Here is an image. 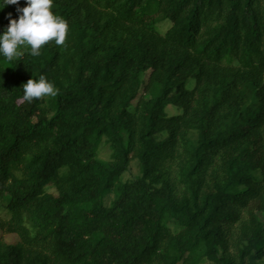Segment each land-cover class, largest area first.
Masks as SVG:
<instances>
[{"label":"trees","instance_id":"1","mask_svg":"<svg viewBox=\"0 0 264 264\" xmlns=\"http://www.w3.org/2000/svg\"><path fill=\"white\" fill-rule=\"evenodd\" d=\"M2 198L0 264H264V0H0Z\"/></svg>","mask_w":264,"mask_h":264},{"label":"rangeland","instance_id":"2","mask_svg":"<svg viewBox=\"0 0 264 264\" xmlns=\"http://www.w3.org/2000/svg\"><path fill=\"white\" fill-rule=\"evenodd\" d=\"M169 24L167 22H164L160 25V29L164 30ZM7 37V43H8V50L9 54L13 57L19 55L21 52H23L27 46V37L24 33L18 31V30H13V31H8L6 34ZM43 99V105L46 107L48 111H51L50 109V94L49 93H43L42 95ZM167 112H175L178 111L172 106H167L166 107ZM99 156L103 158H109V151L106 149L105 146L100 147L99 149ZM139 174V168L137 165L136 159L133 157L131 159V162L129 164L128 170L122 174L121 179H126V178H133ZM49 190H52V188H48ZM6 200L2 198L0 200V217L2 218H7L8 213L6 210ZM16 235L4 232L1 236V239L4 242H11L16 240Z\"/></svg>","mask_w":264,"mask_h":264}]
</instances>
